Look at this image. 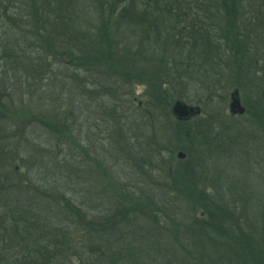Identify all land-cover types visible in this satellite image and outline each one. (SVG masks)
<instances>
[{"label":"trees","instance_id":"obj_1","mask_svg":"<svg viewBox=\"0 0 264 264\" xmlns=\"http://www.w3.org/2000/svg\"><path fill=\"white\" fill-rule=\"evenodd\" d=\"M243 3L0 0V264H139L129 241L147 231L167 237L172 256L184 264H264V66L255 62L259 50L264 61V34H257L264 32V0H246L248 10ZM53 64L65 68L57 84L44 74ZM66 74L70 99L96 96L116 154L164 180L158 196L116 182L106 163L94 158L88 165L97 173L87 177L103 198H91L84 183L82 195H75L57 184L38 186L29 172L26 180L19 176L17 148L6 147L11 133L26 136L25 126L37 123L54 139L82 140L81 125L74 135L41 114H19L15 105L23 79L64 88ZM137 84L146 86L148 104L143 119L132 122L131 109L139 110L131 99ZM232 91L244 97L243 123H220L215 132L203 118L190 124L171 114L177 100L203 114L207 101L223 103ZM217 105L220 113L221 101ZM208 113V120L218 114ZM57 117L64 122L66 115L52 119ZM251 140L260 166L254 203L200 158L208 153L225 163L234 151L245 164ZM176 151L186 159L175 160ZM86 156L64 159L67 188L79 180L75 167L86 164Z\"/></svg>","mask_w":264,"mask_h":264},{"label":"rangeland","instance_id":"obj_2","mask_svg":"<svg viewBox=\"0 0 264 264\" xmlns=\"http://www.w3.org/2000/svg\"><path fill=\"white\" fill-rule=\"evenodd\" d=\"M246 4L249 3H246V0H244L243 6L247 7ZM255 6L257 7V5ZM248 9L249 8L247 7V10ZM90 24H88L85 29H88V26ZM28 26L29 25H27V29H29ZM8 30L13 29L9 27ZM260 32L257 33L259 37L264 34V32L262 34ZM260 39H262V37H260ZM262 52V50H259L255 59L258 68H263L264 66ZM260 59L262 61H260ZM51 66H53V68H50L51 70L48 68L49 71H45L46 73L44 74L49 76L50 79L53 80V82L55 78H58L57 81L61 80V77L65 79V74H62L65 73V68H62L61 65L56 66L53 64ZM67 76L68 74H66L65 76V81L67 82L64 88L53 86L52 83L48 85L47 81L46 84L44 82L41 85H34L35 83L33 81H26L25 79H23V82H20V89H18L19 94L16 96V99H19L20 102L15 105L16 108H18L17 110L19 114L24 113L27 114V116H36L37 114H41L45 116L47 121L51 123L56 124L57 122H61L62 125L70 129V131H72L74 135H76L75 133L78 132L77 128L79 127V125H81L82 140H76L77 137L74 139H69V141L60 137L58 139H54L50 135H48L44 131V128L40 127V125H38L37 123L34 125L28 124L25 126L26 136H22V134L17 133H11L7 140L6 147L9 149L12 148L13 150L17 148L16 151L18 154L16 159L18 163L15 166L13 165V167L16 169V172H18L19 176L22 179L26 180L24 173L29 172L30 178H33L38 186L40 184L44 186L57 184L60 187L59 189H61L65 193L75 195H82L81 186L84 183V185H86L85 189L89 192L91 198H103L105 193H103L101 188L97 186L95 182L91 181L90 178L87 177L88 172L92 173L93 171V173H97V170L93 165H88V163L90 164L94 159H97L98 161L103 160L106 163L105 170L109 173L110 178L112 175L116 176V182H120L125 187H129L131 189L136 188V190L140 188L141 190H143V192L158 196L159 193H157L156 191L160 189H157V185L159 183H162L164 180L159 179L158 174L155 170L149 168H143L139 170L134 165V163H130V161H126L125 158H121V156L119 157L118 154H116V148L112 144L113 140H115V137H113L112 132H110L107 127L109 126L107 122L109 119H105L102 116L100 107H95V103L97 100L96 96L89 97L88 95L84 94L83 96H79L81 98L76 97L70 99V85L68 83ZM91 82L95 83V80L92 78ZM94 89L95 87L93 86L89 90L93 91ZM50 91L54 93L52 96H54L55 98H51L48 95ZM228 92L229 91H227L226 94ZM146 93V86L137 84L134 88V91L131 92L132 95L130 94L134 105L139 109L138 111L135 110L134 107V109H131L129 119L132 122H136L137 120L140 121L141 119H143V112L147 109L146 106L148 104V96ZM228 95L226 97L223 96L225 98V101H223V103L219 98H214L211 102L207 101L206 105H210L203 114L193 116L192 118L184 122L195 124L198 123L197 121L200 117L201 119H204V122L210 123L209 128H211V130L214 129L215 132L218 131V125H220V123H229L231 125H237L241 122L243 123L244 120H242L238 116H234V118L229 116ZM248 95H250V100L255 99L254 94L248 93ZM14 96L15 95H13V97ZM240 98L243 105L242 101L244 97L241 96ZM220 101L221 107L219 113V111H217V108L215 107L218 106L217 103ZM179 102L187 104L184 101ZM212 103H214L215 105H213ZM208 112H217L218 114H214L213 116H211L209 118V120L211 121H209L208 118H204V115L209 114ZM63 113H65L66 115L65 119L63 120L64 122H62L58 117L52 119L54 114L60 115L61 117ZM141 123L142 122H140V124ZM11 124L14 126L15 123L12 122ZM141 130L147 133V128ZM131 141L133 143L135 142L134 140ZM252 143L253 140L247 143L248 147L246 146L245 149L247 160L245 164L244 161H241L242 158H240L234 151L229 154V158L225 163L218 162L217 157H210L208 153L201 154L202 156H200V158L206 159H201L202 163L204 161L206 162V165L215 164L214 166H216V171L221 174L220 178L232 187H235L234 189L237 192L244 193L248 200L254 203L255 199L257 198V185L259 183L257 178L260 172V166L259 160L257 158V145L255 144V140L254 143ZM190 145L191 148H193V145L191 143ZM36 149L37 152L34 153V150ZM195 149L196 148L194 147V150ZM178 152L183 153V151H176L173 156L175 160H177L176 158ZM193 152H191V154H193ZM85 155H87L86 158L88 162L86 161L87 163H84L82 165L77 164V167H75V170L77 171V173H80V178H82L83 181H80V178L79 180L71 179L70 181L72 183H70L69 187L67 188L66 186H64V182L66 181L64 179L66 177L68 178L69 172H66V168L64 167V159L68 161L72 159L76 160V162H81L80 160ZM163 158L166 159V156H163ZM185 159L186 158L182 160ZM169 165H171L172 167H176L177 163L171 162V164ZM166 167L167 165L165 166V168ZM142 172H146L145 175H142ZM223 181L221 182L220 186L221 189L225 191V188L228 186H225V183ZM209 192L212 191L209 190ZM83 206L87 208L86 204ZM80 233L81 232L76 233L77 239ZM142 234L143 235H141L140 237L137 236L135 240L129 241L131 247L135 249L133 255H136L138 257L135 260H137L139 264H184L180 260L172 256V252L170 249L172 248V245L167 242L169 241L166 240L167 237H159L151 232L149 233L148 231L146 234ZM85 237L86 235L84 236V238Z\"/></svg>","mask_w":264,"mask_h":264},{"label":"water","instance_id":"obj_3","mask_svg":"<svg viewBox=\"0 0 264 264\" xmlns=\"http://www.w3.org/2000/svg\"><path fill=\"white\" fill-rule=\"evenodd\" d=\"M228 112L233 116H241L244 114L245 109L241 105L239 93L233 91L229 95ZM171 114L178 121H187L193 116L199 115V108L191 107L185 103L176 101L171 108ZM178 159H183L184 155L180 152L177 154Z\"/></svg>","mask_w":264,"mask_h":264},{"label":"bare ground","instance_id":"obj_4","mask_svg":"<svg viewBox=\"0 0 264 264\" xmlns=\"http://www.w3.org/2000/svg\"><path fill=\"white\" fill-rule=\"evenodd\" d=\"M147 165L150 166L151 168H155V164H153L151 162L150 163L147 162Z\"/></svg>","mask_w":264,"mask_h":264}]
</instances>
